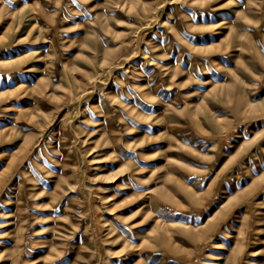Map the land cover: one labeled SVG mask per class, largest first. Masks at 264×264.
Returning a JSON list of instances; mask_svg holds the SVG:
<instances>
[{"label": "rangeland", "instance_id": "obj_1", "mask_svg": "<svg viewBox=\"0 0 264 264\" xmlns=\"http://www.w3.org/2000/svg\"><path fill=\"white\" fill-rule=\"evenodd\" d=\"M0 264H264V0H0Z\"/></svg>", "mask_w": 264, "mask_h": 264}]
</instances>
